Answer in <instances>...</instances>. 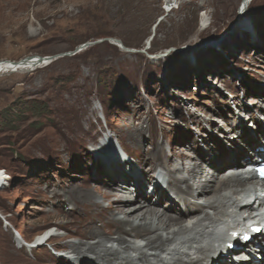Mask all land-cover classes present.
<instances>
[{"label":"rangeland","instance_id":"rangeland-1","mask_svg":"<svg viewBox=\"0 0 264 264\" xmlns=\"http://www.w3.org/2000/svg\"><path fill=\"white\" fill-rule=\"evenodd\" d=\"M240 1L0 0V60L55 57L0 73V264H63L67 250L51 239L31 250L25 242L59 221L84 230L66 198L109 171L132 190L133 173L168 179L151 157L156 145L183 153L180 165L213 146L232 155L238 136L264 130V0L238 17Z\"/></svg>","mask_w":264,"mask_h":264},{"label":"bare ground","instance_id":"bare-ground-1","mask_svg":"<svg viewBox=\"0 0 264 264\" xmlns=\"http://www.w3.org/2000/svg\"><path fill=\"white\" fill-rule=\"evenodd\" d=\"M177 1L166 0V6ZM111 43L133 51L122 42ZM54 58L0 60V73L37 69ZM228 137L231 146L233 139ZM238 140L242 146L234 148L232 155L211 146L208 153L180 165L172 162L185 156L183 153L172 148L165 154L162 146L156 145L150 156L168 179L159 173L150 182L147 174L133 173L132 190L125 185L128 179L121 177L124 175L109 171L94 189L70 190L66 199L77 205L88 225L78 231L59 221L38 234L32 244L23 240L26 249L51 239L54 248L67 250L65 257H59L63 264H264V182L255 183L247 169L256 165L257 158L264 161V130H258L253 138L238 136ZM253 142L259 148L253 147ZM114 182L118 183L113 186ZM147 182L150 187L144 190L141 187ZM169 182L173 194L181 198L163 192L162 186ZM1 183L7 186L8 182ZM95 194L102 201L94 200ZM161 203L165 209L159 207ZM250 225L255 230L249 231ZM61 228L72 230L79 240L63 241Z\"/></svg>","mask_w":264,"mask_h":264},{"label":"water","instance_id":"water-1","mask_svg":"<svg viewBox=\"0 0 264 264\" xmlns=\"http://www.w3.org/2000/svg\"><path fill=\"white\" fill-rule=\"evenodd\" d=\"M250 0H241L240 1V3H239V5H238V8H237V16L238 17H240L241 16V13L242 12H246V10H247V3L249 2ZM249 6V5H248ZM222 35H219L218 37H214V38H210V39H207V40H205V41H203V45H206V44H209V43H212V42H215V41H217V40H219V38L221 37ZM111 40H113V41H115V42H118V43H121V41L120 40H118V39H111ZM151 40V37L148 39V42ZM91 43H85V44H82L81 46H79L76 50H75V52L76 51H78L79 49H81V48H83V47H85V46H88V45H90ZM183 48V46L182 47H180L179 49H182ZM172 50H178V49H175V48H169L168 50H167V52H169V51H172ZM74 53V52H73ZM69 53H65V54H63V55H68ZM39 58V57H38Z\"/></svg>","mask_w":264,"mask_h":264},{"label":"snow or ice","instance_id":"snow-or-ice-1","mask_svg":"<svg viewBox=\"0 0 264 264\" xmlns=\"http://www.w3.org/2000/svg\"><path fill=\"white\" fill-rule=\"evenodd\" d=\"M260 171H261V174L264 175V168H262Z\"/></svg>","mask_w":264,"mask_h":264},{"label":"trees","instance_id":"trees-1","mask_svg":"<svg viewBox=\"0 0 264 264\" xmlns=\"http://www.w3.org/2000/svg\"><path fill=\"white\" fill-rule=\"evenodd\" d=\"M8 169H6V171H7ZM10 175H12V174H10Z\"/></svg>","mask_w":264,"mask_h":264}]
</instances>
